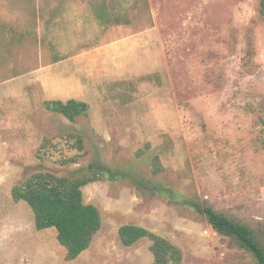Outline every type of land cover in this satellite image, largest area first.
Segmentation results:
<instances>
[{"label": "rangeland", "instance_id": "1", "mask_svg": "<svg viewBox=\"0 0 264 264\" xmlns=\"http://www.w3.org/2000/svg\"><path fill=\"white\" fill-rule=\"evenodd\" d=\"M103 2L132 23L101 25L93 4ZM1 24L29 39L21 49L0 40L2 59L18 71L5 68L0 78V264H152L150 241L122 245L127 224L179 246L183 264H255L164 194L211 207L264 244L260 0H0ZM54 51L64 59L53 62ZM69 99L87 102L89 117L70 124L43 107ZM69 131L85 137L78 164L37 158L45 136ZM156 155L164 171L154 177ZM90 165L121 167L130 178L83 188L103 226L68 261L56 231L37 230L31 208L11 192L35 172Z\"/></svg>", "mask_w": 264, "mask_h": 264}, {"label": "trees", "instance_id": "2", "mask_svg": "<svg viewBox=\"0 0 264 264\" xmlns=\"http://www.w3.org/2000/svg\"><path fill=\"white\" fill-rule=\"evenodd\" d=\"M93 12L97 21L103 26H121L132 23L129 14L120 13L117 10L112 11L108 9L105 2L100 5L93 4ZM260 13L264 16V0H260ZM28 39V33H19L1 24V41H8L21 49L27 46ZM2 57L0 46V78H8L6 73L2 74L5 68L18 73L17 68H10V60L2 59ZM52 59L56 63L63 60L64 56L54 51ZM43 107L48 113L63 118L70 124H75L79 119L88 118L90 115V105L78 99L46 100ZM84 152L85 137L81 133L77 131L59 132L44 137L38 148L37 158L41 161L49 160L57 166L67 168L72 164H78ZM163 171L161 158L154 156L152 175L157 177ZM129 178L130 175L126 174L123 168L107 165H90L85 170L78 169L71 174L64 175L38 171L15 184L11 193L15 202H25L31 208L37 230L56 231L58 242L66 250V259L74 261L91 247L95 236L103 226L99 208L85 203L83 188L95 182L127 181ZM164 196L167 203L184 205L186 209L204 216L214 231L227 237L232 245L247 252L255 264H264V244L259 241L249 226L238 223L213 208L203 207L192 200H180L166 194ZM119 237L124 247H132L143 240L150 241L152 264H183L184 254L179 246L145 227L133 224L124 225L119 229Z\"/></svg>", "mask_w": 264, "mask_h": 264}]
</instances>
